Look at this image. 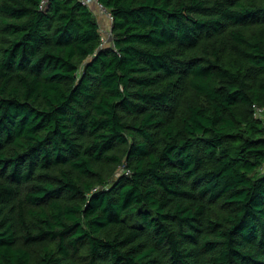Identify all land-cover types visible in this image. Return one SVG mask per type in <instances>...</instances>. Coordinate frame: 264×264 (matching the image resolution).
I'll list each match as a JSON object with an SVG mask.
<instances>
[{
	"label": "trees",
	"instance_id": "obj_1",
	"mask_svg": "<svg viewBox=\"0 0 264 264\" xmlns=\"http://www.w3.org/2000/svg\"><path fill=\"white\" fill-rule=\"evenodd\" d=\"M0 0V264H264V0Z\"/></svg>",
	"mask_w": 264,
	"mask_h": 264
},
{
	"label": "rangeland",
	"instance_id": "obj_2",
	"mask_svg": "<svg viewBox=\"0 0 264 264\" xmlns=\"http://www.w3.org/2000/svg\"><path fill=\"white\" fill-rule=\"evenodd\" d=\"M96 16L100 25L103 43L107 44L110 39L111 18L108 13L104 12L101 9H97Z\"/></svg>",
	"mask_w": 264,
	"mask_h": 264
},
{
	"label": "built area",
	"instance_id": "obj_3",
	"mask_svg": "<svg viewBox=\"0 0 264 264\" xmlns=\"http://www.w3.org/2000/svg\"><path fill=\"white\" fill-rule=\"evenodd\" d=\"M80 2L83 5H85V6L89 7V8H91L92 10H94L95 13H96L97 9H101L104 12L108 13L104 9V7L101 4L98 3L97 0H80ZM109 16H110V14H109ZM110 18H111V16H110ZM254 116L257 119L263 120L264 119V106L260 107V106L254 105Z\"/></svg>",
	"mask_w": 264,
	"mask_h": 264
}]
</instances>
